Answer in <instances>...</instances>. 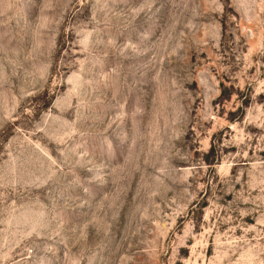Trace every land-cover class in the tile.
I'll return each instance as SVG.
<instances>
[{"label": "rangeland", "instance_id": "obj_1", "mask_svg": "<svg viewBox=\"0 0 264 264\" xmlns=\"http://www.w3.org/2000/svg\"><path fill=\"white\" fill-rule=\"evenodd\" d=\"M0 264H264V0H0Z\"/></svg>", "mask_w": 264, "mask_h": 264}]
</instances>
